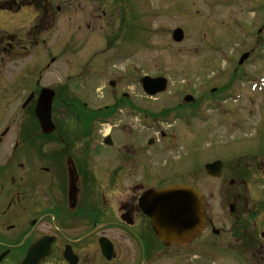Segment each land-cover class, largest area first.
<instances>
[{"label":"flooded vegetation","instance_id":"1","mask_svg":"<svg viewBox=\"0 0 264 264\" xmlns=\"http://www.w3.org/2000/svg\"><path fill=\"white\" fill-rule=\"evenodd\" d=\"M75 4L69 0L78 12ZM60 9L54 10L51 0H0V264H23L32 250L41 257L35 264H264V145L254 143L236 154L226 150L232 143H217L206 161L200 148L173 145L164 130L144 143L134 133L136 121L154 135L168 123L208 121L209 112L230 99L227 93L235 87L245 92L250 74H237L242 66L237 61L224 84L182 92L178 109L170 112L141 104L134 92L118 91L112 95L118 138L114 142L109 132L108 140H93L87 148L63 122L75 107L69 81L76 77L44 86L41 67L30 68L31 75L25 63L19 79L11 80V65L44 43L41 35ZM21 11L32 13L25 29L17 24ZM85 26L90 27L88 19ZM17 85L20 90H13ZM44 88L53 94L49 133L35 112ZM141 92V101L155 104L166 91L152 97ZM23 93L12 111V98ZM224 107L220 113L227 114ZM124 114L129 119L120 124ZM101 144L113 150L97 171L92 151ZM156 144L160 153L170 154L172 147L176 153L157 157L148 150ZM171 160L179 163L172 168ZM207 164L213 165L210 170ZM174 184L199 192L202 220L192 233L172 239L156 234L143 200L147 192Z\"/></svg>","mask_w":264,"mask_h":264},{"label":"rangeland","instance_id":"2","mask_svg":"<svg viewBox=\"0 0 264 264\" xmlns=\"http://www.w3.org/2000/svg\"><path fill=\"white\" fill-rule=\"evenodd\" d=\"M252 1L250 7L248 0H75V8L80 6L78 12H73L69 0H51L54 10L61 6L54 24L41 35L43 44L26 51V59L11 65V80L19 79V70L25 63L31 75L35 71L30 68L41 67L44 86L67 80L69 76L76 77L69 81L75 92L72 95L75 107L71 109L72 117L67 113L66 122H63L87 148L93 140L102 143L109 132L115 142L118 115L112 95H118V91L134 92V100L155 106V109L177 110L182 92L207 91L224 84L244 53L258 58L250 62L245 72L257 83L264 80V46L262 49L256 46V40L264 43L261 8L264 0ZM17 16V24L23 29L31 23V12L21 11ZM87 19L89 28L85 26ZM12 22L15 24L13 17ZM176 28L184 32L179 43L171 37ZM241 69L243 67L237 74L242 73ZM145 74L164 75L170 80L166 92L158 96L155 104L147 101L151 99L145 98L143 102L144 98L138 97L142 93L139 79ZM30 77L28 75L27 79ZM111 80L115 82L112 87ZM243 83L245 92H239L240 98H235L239 95L233 91L227 93L230 95L228 101L221 102L228 109L227 114L220 113L218 107L219 111L209 112L210 119L206 122L194 121L188 126L181 121L168 123L158 126L155 135L136 121L135 136L144 143L149 137H159V130H164L170 133L171 141L174 139L173 145L186 148L187 143H192L197 150L201 149L205 160L211 159L217 143H232L226 150L236 154L251 150L254 143L264 145V92H250V83ZM20 88L18 85L12 87L13 90ZM23 95L12 98V111ZM78 115L82 119L78 120ZM124 115L120 124L129 119ZM105 117H110L112 123L104 120ZM102 146L92 151L95 154L92 165L97 171L104 169L103 157L107 159L113 150ZM158 147L160 144L148 150L157 157L176 153L175 147L170 154L158 152ZM210 148L213 151H208ZM180 150L179 155L183 156ZM169 163L174 168L179 161Z\"/></svg>","mask_w":264,"mask_h":264},{"label":"water","instance_id":"3","mask_svg":"<svg viewBox=\"0 0 264 264\" xmlns=\"http://www.w3.org/2000/svg\"><path fill=\"white\" fill-rule=\"evenodd\" d=\"M176 42L183 39V30L177 28L172 33ZM246 54L240 58L242 62ZM143 89L149 95H154L166 88L165 79L161 77L150 78L148 76L140 79ZM113 84V83H112ZM52 93L42 91L36 106V115L43 132L49 133L53 129L50 116V102ZM212 164H207L205 169L210 170ZM73 185V182L70 186ZM143 209L151 216L152 226L157 235L162 237L178 238L184 233L192 231L200 224L201 203L198 195L191 186H170L159 191H152L145 194ZM28 254L23 264H35L41 259L39 256Z\"/></svg>","mask_w":264,"mask_h":264}]
</instances>
